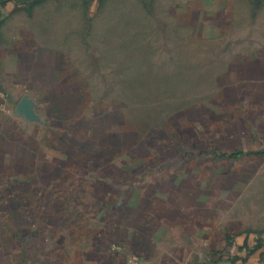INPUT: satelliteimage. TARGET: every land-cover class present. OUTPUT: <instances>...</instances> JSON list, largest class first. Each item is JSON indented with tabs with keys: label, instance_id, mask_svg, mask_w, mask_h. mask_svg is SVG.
<instances>
[{
	"label": "crops",
	"instance_id": "1",
	"mask_svg": "<svg viewBox=\"0 0 264 264\" xmlns=\"http://www.w3.org/2000/svg\"><path fill=\"white\" fill-rule=\"evenodd\" d=\"M210 5L196 95L168 119L185 161L124 205L105 157L123 152L90 143L118 144L112 111L91 109L56 1L0 0V264H264V0Z\"/></svg>",
	"mask_w": 264,
	"mask_h": 264
},
{
	"label": "rangeland",
	"instance_id": "2",
	"mask_svg": "<svg viewBox=\"0 0 264 264\" xmlns=\"http://www.w3.org/2000/svg\"><path fill=\"white\" fill-rule=\"evenodd\" d=\"M55 1L57 6L50 9L52 23L58 21L57 33L75 37V72H81L79 83L90 85L91 109L112 111L118 144L94 137L90 143L120 147L121 155L107 152L105 157L115 156L113 164L122 167L116 177L124 181L121 199L129 205L140 185L148 179L177 177L179 163L185 161L178 129L173 130L168 119L182 101L196 95L192 38L195 32H209L199 25L211 19L210 0L202 2L204 10L195 0ZM180 48L187 50L186 59L178 58ZM163 127L169 131L164 133ZM91 130L99 132L93 126ZM99 152H92V162L108 161L98 160Z\"/></svg>",
	"mask_w": 264,
	"mask_h": 264
},
{
	"label": "built area",
	"instance_id": "3",
	"mask_svg": "<svg viewBox=\"0 0 264 264\" xmlns=\"http://www.w3.org/2000/svg\"><path fill=\"white\" fill-rule=\"evenodd\" d=\"M261 147L264 150V133H263L262 139H261ZM205 264H220V263L210 262V263H205Z\"/></svg>",
	"mask_w": 264,
	"mask_h": 264
}]
</instances>
